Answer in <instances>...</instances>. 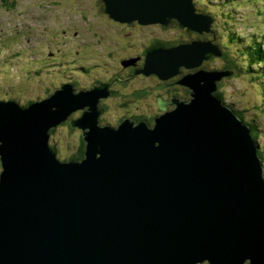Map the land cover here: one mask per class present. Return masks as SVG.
Returning a JSON list of instances; mask_svg holds the SVG:
<instances>
[{"label": "water", "instance_id": "water-1", "mask_svg": "<svg viewBox=\"0 0 264 264\" xmlns=\"http://www.w3.org/2000/svg\"><path fill=\"white\" fill-rule=\"evenodd\" d=\"M114 20L212 34L148 52L142 72L180 82L154 125L101 124L105 86L63 84L26 105L0 99V264H264V162L252 129L216 94L229 68L215 18L195 0H101ZM71 120L86 143L62 159L51 130Z\"/></svg>", "mask_w": 264, "mask_h": 264}, {"label": "rangeland", "instance_id": "rangeland-1", "mask_svg": "<svg viewBox=\"0 0 264 264\" xmlns=\"http://www.w3.org/2000/svg\"><path fill=\"white\" fill-rule=\"evenodd\" d=\"M227 1L233 2L232 6L237 5L233 20L226 19V13L232 10L231 4L221 6ZM195 2L203 5L206 13L213 17L216 14L215 16L218 17L214 28L219 29V34L216 35L218 38L221 37L220 43L227 42L225 34H229L232 28L243 36H249L251 33L253 36L261 37L264 11L259 9L264 6V0L260 3L255 0H195ZM225 19L227 22H224ZM60 23L64 24L62 27H66L67 23L80 26L82 30L80 35H74L72 41L77 42L75 48L81 54L91 61L101 63L90 67L99 71V74L96 73L98 77L104 75L109 78L114 73L106 71L107 67L102 64L103 59L109 63L113 60L118 64L120 59L125 57L124 54H120V57L115 56L111 60L109 53L112 50L120 49L128 42L139 40V37L129 39L122 36L120 32L128 26V23L112 19L101 9L99 0H16L15 6L11 9L0 8V99H16L23 105L29 101L42 99L48 93L54 92L62 80L74 76L73 69L82 68L79 56L74 54L75 49L68 54V48L63 42V35L59 29ZM156 24H145L148 27L144 33L147 34L148 39L154 35H170L173 38L177 35L172 27L163 25L162 28L154 27ZM115 38L120 40L119 45L111 40ZM147 38L143 39L147 40ZM210 63L208 69L226 68L223 58L216 57ZM101 65L104 68L100 67ZM85 80L89 83L87 78H83L82 82L85 83ZM146 82L150 83L151 78L146 79ZM220 87L222 93L220 96L221 99H225V103L240 111L247 120H255L261 125L259 130L261 138L258 141L259 149L262 151L260 154L264 158L262 80L254 79L247 73H237L224 78ZM107 97L104 99L107 100L109 107L104 120H117V116L124 114V110L118 111L115 106L123 101V98L121 95ZM150 103L151 100L146 102L143 108H148ZM77 111L71 114L75 118L81 116L83 109ZM81 138L82 129L71 127L65 121L56 128L50 142L56 146L58 156L66 159L81 148L82 141L85 142ZM1 170L0 160V172Z\"/></svg>", "mask_w": 264, "mask_h": 264}, {"label": "flooded vegetation", "instance_id": "flooded-vegetation-1", "mask_svg": "<svg viewBox=\"0 0 264 264\" xmlns=\"http://www.w3.org/2000/svg\"><path fill=\"white\" fill-rule=\"evenodd\" d=\"M13 2V0H9ZM16 2V0H15ZM4 0H0V8H6L4 5ZM101 9L104 11V4L102 5L101 0H99ZM11 9V8H7ZM5 11H7L5 9ZM105 12V11H104ZM54 24H58L54 22ZM67 23L66 27L64 24L60 23L59 29H61V34L63 35V42L68 48V54H71L73 49L74 54L79 56V59L82 64L81 69H73L74 76H69L67 79L62 80L59 83L58 87H61L63 84L67 83L72 85L77 91L79 90H88L96 86H105L108 92L109 97L120 96L123 98V101L119 102L116 106V110H124V114H119L117 120L108 121L104 120V116L107 113V108L109 107L107 100L102 97L100 100V107L102 109V114L100 115L101 124H111L113 126H118L124 119L131 118L136 121V123L141 121H146L150 125L155 124L156 118L162 113L174 109L177 105V101H186L191 98V88L182 84L180 80L184 75L188 73L195 72L197 68L188 69L183 68L182 72L174 77L169 79H161L156 74L147 75L142 72L144 68L146 56L148 52L153 49L160 47H172L177 45L180 41L190 42L196 39H212V34H198L196 32H186L177 27V22L174 21L169 25L177 32V35L171 37L170 35H165L166 41L161 37L162 35H154L150 39L147 38V34L144 33V30L148 27L146 25L140 24L138 22L128 23V26L121 30V35L126 38H137L139 40H134L123 45L120 49L115 48L109 53L111 60L117 56L120 57V54H124L125 57L121 58L119 63L116 64L113 60L112 63L103 61V65L107 67L106 71L109 73L114 72L109 78L106 76L98 77L99 71H96V68H90L92 65H99L97 61H91L85 55L81 54L79 50L75 48L77 46L76 41H72L74 35H80L81 31L80 26L77 24L69 25ZM162 25L156 24L154 27H161ZM153 28V26H151ZM150 27V28H151ZM119 32V31H118ZM58 34V32H57ZM120 35V34H119ZM101 37H103L101 35ZM120 38V36H116ZM80 38V37H79ZM115 38L111 39L116 43L120 44V40ZM143 38H147L143 39ZM110 40V37H109ZM98 41V40H97ZM101 41V40H100ZM75 42V43H74ZM82 44V43H80ZM110 50V49H109ZM122 50V51H121ZM64 54V53H63ZM216 57L205 61L203 67L208 68V64L215 59ZM66 59V58H65ZM86 64H83V63ZM98 63V64H97ZM100 67H103L102 65ZM104 68V67H103ZM97 73V74H96ZM94 76V77H93ZM83 78H87L89 83L85 80V83L82 82ZM151 78V82L147 83L146 79ZM117 85V87H115ZM221 86V83H220ZM217 91V95H221L220 87ZM156 89V90H155ZM220 92V93H219ZM52 93V92H50ZM48 93L46 97L50 94ZM219 97V96H218ZM45 98V97H44ZM108 98V97H107ZM41 99V98H39ZM43 99V98H42ZM151 100V103L148 105V108H143L144 104ZM156 103L153 104V101ZM81 112V111H80ZM83 113V111H82ZM74 115V114H73ZM76 119L75 116H70L66 121V124L71 125V120ZM71 127H73L71 125ZM55 132V131H54ZM52 132V134L54 133ZM82 140H84V133L82 130ZM203 264H208L207 262Z\"/></svg>", "mask_w": 264, "mask_h": 264}, {"label": "trees", "instance_id": "trees-1", "mask_svg": "<svg viewBox=\"0 0 264 264\" xmlns=\"http://www.w3.org/2000/svg\"><path fill=\"white\" fill-rule=\"evenodd\" d=\"M255 2L260 3L261 0H255ZM4 3H5L4 5L6 8H12L13 6H15V0H13L12 3L9 2V0H4ZM103 4L104 3L102 2V5ZM228 4H231V6L234 5L233 2L227 1V2H224V5H221V6L225 7V6H228ZM236 9H237V5L232 6V10L226 13L227 20L234 19V12L236 11ZM261 9L264 11V6H261L259 10ZM215 15L216 14H214L215 23H216L218 17H216ZM226 19L224 22H227ZM261 26L263 27V30H262L263 32H262L261 37H258L257 35L253 36L251 35V33L249 34V36H243L242 34L237 32L235 28H232L233 30L230 31L229 34H225V38L227 39V42L220 43L221 37H219L218 38L219 40L217 41V43L224 50L225 54L222 58L226 62L225 64L226 68L235 70L236 73L234 75H236L237 73L239 74L247 73L254 79L262 80V85H263V90H264V22L262 23ZM215 27H216V24H215ZM216 33L219 34L218 28L216 29ZM211 36L213 37L214 35H211ZM161 37H163L162 39L164 40L162 42H165L166 36H161ZM218 96L221 99L220 94ZM4 99L8 100L10 98H4ZM221 100L225 102V99H221ZM30 102L32 101H29L28 103ZM236 111L239 113L241 118L247 124L251 126L252 136L256 139L258 146H260L258 140L261 138L260 131H259L261 129V125H258L255 120H251V121L247 120L240 111L238 110ZM54 131H56V128L51 130V132H54ZM85 147H86V143L82 141L81 148L76 153H74L73 155L69 156L66 159H80L81 157L84 156ZM53 148L57 150L56 146H53ZM259 152L261 153L262 151L259 149ZM260 155L262 157V160H264L263 155L262 154Z\"/></svg>", "mask_w": 264, "mask_h": 264}, {"label": "bare ground", "instance_id": "bare-ground-1", "mask_svg": "<svg viewBox=\"0 0 264 264\" xmlns=\"http://www.w3.org/2000/svg\"><path fill=\"white\" fill-rule=\"evenodd\" d=\"M34 29V28H33ZM67 84V83H66Z\"/></svg>", "mask_w": 264, "mask_h": 264}]
</instances>
